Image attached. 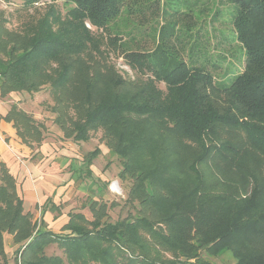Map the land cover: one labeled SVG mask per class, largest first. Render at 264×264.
Returning a JSON list of instances; mask_svg holds the SVG:
<instances>
[{"label":"trees","instance_id":"16d2710c","mask_svg":"<svg viewBox=\"0 0 264 264\" xmlns=\"http://www.w3.org/2000/svg\"><path fill=\"white\" fill-rule=\"evenodd\" d=\"M55 1L21 31L0 19V95L50 84L64 138L86 141L102 130L119 177L132 181L126 202L135 213L112 221L108 203L91 200L93 219L71 212L61 231L43 229L0 163V264H12L6 234L17 245L13 264H215L208 257L224 252L234 264H264V0H225L245 54L244 69L226 82L207 59L189 62L172 44L199 0H171L169 15V0H62L71 6L64 16ZM161 1L169 20L156 47L125 50L145 78L103 70L95 53L104 34L87 23L115 31L110 43L123 47L127 21L141 17L151 30ZM6 118L25 142L44 139L45 125L16 104ZM100 152L86 154L88 165ZM52 244L64 256L46 254Z\"/></svg>","mask_w":264,"mask_h":264},{"label":"rangeland","instance_id":"374dc122","mask_svg":"<svg viewBox=\"0 0 264 264\" xmlns=\"http://www.w3.org/2000/svg\"><path fill=\"white\" fill-rule=\"evenodd\" d=\"M169 1L171 2V0ZM162 2L163 1H161L159 6L160 16L156 17L157 19L154 18L156 21L151 30L149 25L140 24L138 20L141 17L134 19V23L130 20L127 21V26L129 25L127 27L128 30L119 37L120 39L125 40V46L123 47H119V43L116 46L114 43H110V37L114 36L115 31H111L112 33L108 34L106 31L104 32L103 29L97 30L96 27L87 23V27L92 29L94 34L98 36H101L100 33L102 32L104 34L103 38H101L102 45L100 46L102 55H97L93 50L95 57L100 60L99 63L103 70L106 71L111 68L109 72L115 71L127 80L145 78V76L129 66L124 56L125 50L156 47L159 28L162 23L169 20V16L166 18L161 16ZM50 3H52V0H43L42 2L26 6L23 3V0H0V19L4 20L6 27L9 29L21 31L31 22L42 16V14L49 8ZM55 3L63 16L66 15L68 9L71 7L70 5L65 4L62 0H56ZM172 6H174L172 2H167V15L170 14ZM231 9L232 4L229 1L199 0L195 9L189 16H181L182 19H184V22L178 20L180 26L177 32L178 38L175 39L174 37V43L172 42V44L175 45L176 51L182 52L189 62L191 55H193V58H198V60H201L202 62L207 61V68L214 74V79L218 82L232 80V78L240 73L245 67L244 49L234 34V26L229 13ZM215 11L217 13L212 17ZM121 17L124 19L127 16L122 15ZM120 22L122 23V21ZM186 23L192 24L191 29H189L190 25ZM91 71L93 72L94 70L92 69ZM164 86V83L159 84L160 88ZM31 94L35 97H32V106L29 107L32 112L29 113L33 116L36 115L37 118L35 119L38 122L44 124L48 122V126H50L51 121L55 117V114L52 113L50 109L55 103L54 93L51 91L50 84L43 85L39 91ZM91 137L99 138V140H101L102 130L93 131ZM110 154L114 156L112 153ZM118 166L121 167V162L118 163ZM131 183V180H126L122 182V186L118 184L117 191L112 189L114 193V195L112 194V201L108 200V212L112 221H116L131 213H135L133 206L126 202ZM87 203L89 204V202ZM112 203L113 205L111 206ZM85 210V215L89 218L92 217L93 219L92 211L90 212L89 208H85ZM5 243L6 251L13 264L14 250L17 245L14 244L13 236L11 234H6ZM45 251L48 255L58 254L64 256L63 250L59 248L57 244L49 245ZM202 255L206 256L204 251L202 252ZM208 258L215 262V264H234L235 262L231 252H224L219 257L209 256ZM1 261L0 258V262Z\"/></svg>","mask_w":264,"mask_h":264},{"label":"crops","instance_id":"0c3cea01","mask_svg":"<svg viewBox=\"0 0 264 264\" xmlns=\"http://www.w3.org/2000/svg\"><path fill=\"white\" fill-rule=\"evenodd\" d=\"M32 97L26 91H13L4 97L0 95V163H5L16 178L25 211L34 214L39 223L44 221L43 229L61 231L71 212L85 214V208L91 212V200L108 203L112 199L114 193L110 183L118 181L122 186L121 167L118 166L119 159L110 154L105 142L94 137L86 141L64 138L54 119L50 126L48 122L42 123L45 127L42 128L44 139L41 142H25L14 121L7 120L6 115L13 104L32 112L29 107L35 96ZM96 147L101 152L88 165L86 154ZM48 201L57 207L50 208V204L47 207Z\"/></svg>","mask_w":264,"mask_h":264},{"label":"built area","instance_id":"2783aa9c","mask_svg":"<svg viewBox=\"0 0 264 264\" xmlns=\"http://www.w3.org/2000/svg\"><path fill=\"white\" fill-rule=\"evenodd\" d=\"M118 181H112V183H111V187H112V189H114V190H118L117 188H118Z\"/></svg>","mask_w":264,"mask_h":264}]
</instances>
